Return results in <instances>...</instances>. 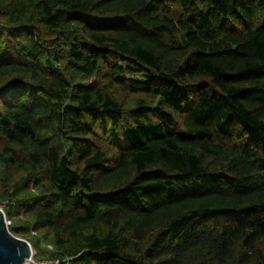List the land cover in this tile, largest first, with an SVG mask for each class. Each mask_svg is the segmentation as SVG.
<instances>
[{
    "label": "trees",
    "instance_id": "trees-1",
    "mask_svg": "<svg viewBox=\"0 0 264 264\" xmlns=\"http://www.w3.org/2000/svg\"><path fill=\"white\" fill-rule=\"evenodd\" d=\"M0 206L38 260L264 264V0H0Z\"/></svg>",
    "mask_w": 264,
    "mask_h": 264
},
{
    "label": "water",
    "instance_id": "water-1",
    "mask_svg": "<svg viewBox=\"0 0 264 264\" xmlns=\"http://www.w3.org/2000/svg\"><path fill=\"white\" fill-rule=\"evenodd\" d=\"M7 221L0 206V264H27L32 246L26 239L11 233Z\"/></svg>",
    "mask_w": 264,
    "mask_h": 264
},
{
    "label": "built area",
    "instance_id": "built-area-1",
    "mask_svg": "<svg viewBox=\"0 0 264 264\" xmlns=\"http://www.w3.org/2000/svg\"><path fill=\"white\" fill-rule=\"evenodd\" d=\"M7 223L9 224V221H7ZM35 259H36L35 250L32 248L31 255L29 260L27 261V264H34L36 261ZM41 264H59V261L53 259H43L41 260Z\"/></svg>",
    "mask_w": 264,
    "mask_h": 264
},
{
    "label": "rangeland",
    "instance_id": "rangeland-1",
    "mask_svg": "<svg viewBox=\"0 0 264 264\" xmlns=\"http://www.w3.org/2000/svg\"><path fill=\"white\" fill-rule=\"evenodd\" d=\"M35 263L34 264H41V260L35 259Z\"/></svg>",
    "mask_w": 264,
    "mask_h": 264
}]
</instances>
